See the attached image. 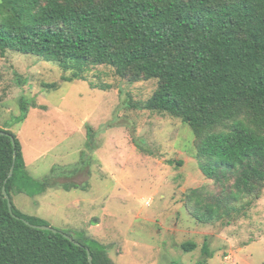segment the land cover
<instances>
[{"label":"trees","instance_id":"16d2710c","mask_svg":"<svg viewBox=\"0 0 264 264\" xmlns=\"http://www.w3.org/2000/svg\"><path fill=\"white\" fill-rule=\"evenodd\" d=\"M7 51L66 69L109 66L131 83L157 80L143 109L192 129L201 171L220 190L212 197L190 190L187 209L198 222L229 218L235 202L262 196L264 0H1L0 53ZM80 79L76 73L68 81ZM26 118L25 111L20 121ZM0 132V264H90L87 250L93 264H114L99 242L35 229L49 225L15 208L13 195L31 179L19 139Z\"/></svg>","mask_w":264,"mask_h":264},{"label":"rangeland","instance_id":"374dc122","mask_svg":"<svg viewBox=\"0 0 264 264\" xmlns=\"http://www.w3.org/2000/svg\"><path fill=\"white\" fill-rule=\"evenodd\" d=\"M76 73L83 79L68 81ZM157 87L109 66L80 71L0 53V129L19 139L31 179L15 208L99 242L114 264H264V191L235 202L229 218L198 222L190 190H220L201 171L192 129L143 109ZM189 242L197 248L183 251Z\"/></svg>","mask_w":264,"mask_h":264},{"label":"water","instance_id":"95a60500","mask_svg":"<svg viewBox=\"0 0 264 264\" xmlns=\"http://www.w3.org/2000/svg\"><path fill=\"white\" fill-rule=\"evenodd\" d=\"M2 134H4V133H1L0 132V135H2ZM11 140H12V142H13V145L15 146V140H14V138L13 137H11ZM16 158H17V155H16V151H15V154H14V162L16 161ZM13 173H14V166L12 167V169H11V171H10V174H9V177H8V179L9 178H11L12 176H13ZM7 181V180H6ZM3 195H4V198L7 200V202H8V207H9V210H10V212H12V202H11V200H10V197H9V195L7 194V191H6V188L4 187L3 188ZM27 224H29L28 222H27ZM32 227H34L35 229H38V230H42V231H51V232H53V233H59V231L58 230H56V229H54V228H52V227H50V226H34V225H32ZM67 239H69L71 242H73L75 245H77V246H80V244L78 243V242H76L72 237H70V236H68V235H64ZM87 253H88V258H89V262H90V264H93V258H92V256H91V253H90V251L89 250H87Z\"/></svg>","mask_w":264,"mask_h":264},{"label":"crops","instance_id":"0c3cea01","mask_svg":"<svg viewBox=\"0 0 264 264\" xmlns=\"http://www.w3.org/2000/svg\"><path fill=\"white\" fill-rule=\"evenodd\" d=\"M23 153H24V148H23ZM24 155V154H23ZM24 158H25V155H24ZM25 165H26V170H27V172H28V164L25 162ZM29 173V172H28ZM15 194H17V195H22V193H15ZM14 194V195H15ZM29 197V196H28Z\"/></svg>","mask_w":264,"mask_h":264}]
</instances>
